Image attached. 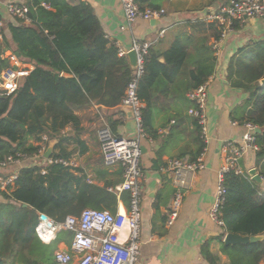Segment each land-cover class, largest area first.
Returning a JSON list of instances; mask_svg holds the SVG:
<instances>
[{
	"label": "trees",
	"instance_id": "1",
	"mask_svg": "<svg viewBox=\"0 0 264 264\" xmlns=\"http://www.w3.org/2000/svg\"><path fill=\"white\" fill-rule=\"evenodd\" d=\"M142 9L160 8L161 0H137ZM43 3L45 5H43ZM29 21L14 17L3 21V39L0 41V73L11 66L3 54L10 50L22 63L35 68L25 83L10 95L0 96V162L10 155H32L42 142L57 139L54 157L68 159L65 133L71 125L79 130L84 112L92 107L107 110L109 124L117 121L113 115L119 112L126 90L134 78L127 55H120L119 47L110 41L93 6L85 1L27 0ZM235 21L233 27H238ZM10 32V37L6 31ZM222 27L220 31V37ZM165 58V63L161 58ZM189 53L179 42L167 50L151 47L144 58V73L138 82L137 93L145 103L142 108V125L145 132L154 135L151 119L155 96L153 87L165 76L166 91L185 93L205 83L213 74L214 62L207 63L200 56L193 60L188 71L189 80L180 84L177 78L186 73ZM190 62V61H189ZM264 40L252 41L231 58L227 79L232 87L241 88L247 98L235 109L240 122L257 125L259 150L255 168L264 177ZM185 98V99H184ZM191 106L193 103L191 101ZM122 111V110H121ZM195 118V117H194ZM115 123V124H114ZM200 129L196 160L206 147ZM61 146V150L57 148ZM47 173L32 163L19 169L18 178L11 193L0 191V264H57L55 249L59 243L70 244L73 234L58 233L56 240L44 243L36 232L40 213L57 221L67 216H80L85 209H108L115 212L118 197L108 190L112 182L104 186L89 183L85 177H76L61 164L48 165ZM227 189L222 217L225 233L242 235L264 234V185L249 174L229 172L224 181ZM128 202L129 194H122ZM28 204V206H24ZM209 244L202 247L203 256L208 254ZM231 264H260L264 260V240L248 244L223 245ZM216 264V263H214Z\"/></svg>",
	"mask_w": 264,
	"mask_h": 264
},
{
	"label": "crops",
	"instance_id": "2",
	"mask_svg": "<svg viewBox=\"0 0 264 264\" xmlns=\"http://www.w3.org/2000/svg\"><path fill=\"white\" fill-rule=\"evenodd\" d=\"M26 1L0 0V18L15 22V18L7 12L8 3ZM69 1L90 3L107 37L125 55L135 42H150V48L161 50L170 49L174 43L179 42L186 48L189 58L187 71L177 78L176 84L189 80L188 71L193 60L200 54L207 63L214 62L213 74L206 81V167L190 177L191 188L184 197L181 212L173 225H168L167 219L176 187L170 173L163 169L171 159H195L199 148L200 129L195 124V118L189 114L191 101L182 102L179 91L172 90V93L167 94L165 76H160L159 83L153 87V136L145 130V135L139 134L137 122L128 117L123 105L119 112L113 115L112 120L117 121L114 126L109 124L106 109L100 111L92 107L79 112L83 116L79 130L71 125L67 126L65 133L70 140L65 142V147L69 153L68 159L74 163L73 167H68L73 175L84 176L86 181L91 177L92 182L89 183H98L100 180V186H104L105 181L109 180L112 182L111 186H114L123 181V169L120 165L108 166L104 162L100 130L108 128L117 135L128 138L141 137L144 149L140 164L145 172V179L142 182V245L139 264H231L229 256L223 251L226 233L222 241L219 239L225 230L211 219L210 210L215 202L219 170L224 163V142L229 139L240 140L245 130L243 126L233 124V120H238L234 111L248 95L243 89L230 85L227 72L231 58L240 49L252 41L264 40V19H247L243 24L239 23L238 27H233L225 38H221L222 26L209 16L230 0H161L159 6L166 9V14L159 20V24L143 19L128 23L121 0ZM6 34L10 37L8 30ZM12 54L8 50L3 57L8 58ZM160 60L165 63L164 57ZM13 63L10 61L11 65ZM20 63L26 67L25 63ZM28 65L30 72L34 70L32 64ZM188 94L189 92L187 95L185 93V98H189ZM143 105L145 106V103ZM29 143L39 145L41 142L30 139ZM60 150L61 146L57 148V151ZM255 160L256 153H248L241 160V165L249 173L255 168ZM15 170L14 166H0V176L11 175ZM206 243L209 244L207 255H211V259L203 256L202 247ZM63 245L58 247V250L68 249L65 243ZM260 264H264V260Z\"/></svg>",
	"mask_w": 264,
	"mask_h": 264
},
{
	"label": "built area",
	"instance_id": "3",
	"mask_svg": "<svg viewBox=\"0 0 264 264\" xmlns=\"http://www.w3.org/2000/svg\"><path fill=\"white\" fill-rule=\"evenodd\" d=\"M121 4L128 23H133L138 19L160 20L166 14L165 8L142 9L137 0H121ZM43 5L45 4L43 3ZM28 11L25 3L10 2L7 5L9 15L27 21H29ZM209 17L219 22L222 26L221 38H225L233 30L235 21L243 24L251 18L264 19V0H230L229 3L221 5ZM3 26V21L0 20V41L3 39ZM150 46V42L134 43L132 49L136 50L138 54V67L123 99V106L132 110L138 132L142 136L145 135L142 125L144 105L138 96L137 87L144 73V58ZM120 55H125V53L120 50ZM8 59L14 63L0 73V96L15 93L20 87L19 78L28 76L30 73V70L23 67L15 55H10ZM188 97L193 103L189 114L198 120L202 138L207 147L208 83L205 82L193 89L189 92ZM233 124L241 125L245 130L240 140L229 139L224 142L222 148L224 163L219 170L215 202L210 210L211 219L223 229H225V221L222 217V209L227 197V189L224 184L225 175L229 172H234L237 175L249 174L242 167L241 160L248 153H256L259 150L256 141L258 126L248 121L240 122L239 120H233ZM100 140L101 152L106 165H120L123 169V181L108 188L118 196L117 209L112 212L108 209L88 208L80 216H67L64 221H57L50 217L44 221L40 218L36 232L44 243L49 244L56 240L61 231H69L73 234L70 244H65L68 249L55 252L57 264H139L142 245V182L145 179V172L140 164L141 137L128 138L114 134L108 128H103L100 130ZM47 141V136H44L43 141L39 144L40 147L32 155L18 153L10 155L0 162V166L4 168L16 167L11 175L0 176V191L10 194L18 178L19 169L30 163L41 167L42 174L47 173L48 165L74 166L72 160L64 157L45 158ZM205 167L203 152L197 160L171 159L163 169L170 173L176 187L174 199L168 212V225H173L179 217L184 197L191 188L190 177ZM88 182H92L91 177H88ZM124 192L129 194L128 202H124L122 198Z\"/></svg>",
	"mask_w": 264,
	"mask_h": 264
},
{
	"label": "water",
	"instance_id": "4",
	"mask_svg": "<svg viewBox=\"0 0 264 264\" xmlns=\"http://www.w3.org/2000/svg\"><path fill=\"white\" fill-rule=\"evenodd\" d=\"M159 20H151V23L159 24ZM127 56L129 58L131 67L136 71L138 67V54L136 50L131 49L128 53ZM135 73V72H134ZM26 81V76H22L19 78V85L22 86ZM261 85L264 86V77L260 80ZM124 112L128 115L129 118H134V114L131 109L124 107ZM257 133L261 132V129L258 127L256 129ZM58 143L57 139H51L48 142L47 149L45 151V158H50L54 154L55 147ZM142 153L144 147L142 146ZM249 175L251 178L259 183H264V178L260 175L258 172L257 168H253L249 171ZM24 206H28V204H24ZM40 218L44 221L49 219V216L45 213H40ZM264 240V234L260 235H242V234H236V233H226L224 237V244L225 245H235V244H248L250 242H258Z\"/></svg>",
	"mask_w": 264,
	"mask_h": 264
},
{
	"label": "rangeland",
	"instance_id": "5",
	"mask_svg": "<svg viewBox=\"0 0 264 264\" xmlns=\"http://www.w3.org/2000/svg\"><path fill=\"white\" fill-rule=\"evenodd\" d=\"M25 64H26V65H25L26 68H29V67H30L27 63H25ZM22 66H23V65H22ZM263 185H264V183H263ZM263 187H264V186H263ZM63 244H64V243H59V244L56 246L57 248L55 249V251L58 250V247H62V246H64Z\"/></svg>",
	"mask_w": 264,
	"mask_h": 264
}]
</instances>
